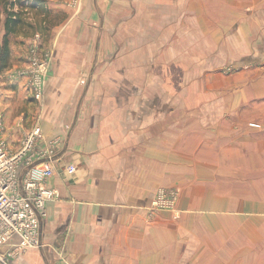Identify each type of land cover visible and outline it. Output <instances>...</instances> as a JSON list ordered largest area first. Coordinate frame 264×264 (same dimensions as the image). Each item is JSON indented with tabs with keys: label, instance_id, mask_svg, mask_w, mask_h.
<instances>
[{
	"label": "crops",
	"instance_id": "0c3cea01",
	"mask_svg": "<svg viewBox=\"0 0 264 264\" xmlns=\"http://www.w3.org/2000/svg\"><path fill=\"white\" fill-rule=\"evenodd\" d=\"M71 1L8 36L7 145L36 122L62 138L41 244L8 264H264V0ZM37 34L42 103L26 77ZM159 188L178 191L175 213L151 211Z\"/></svg>",
	"mask_w": 264,
	"mask_h": 264
},
{
	"label": "built area",
	"instance_id": "2783aa9c",
	"mask_svg": "<svg viewBox=\"0 0 264 264\" xmlns=\"http://www.w3.org/2000/svg\"><path fill=\"white\" fill-rule=\"evenodd\" d=\"M38 39L37 34L29 47L31 66L26 77L29 95L42 103L50 55L39 52ZM4 130L0 118V264H8L21 251L41 244L39 231L46 203L56 195L47 187L46 180L53 173L51 162L62 142L59 136L45 139L36 122L23 133L17 146L11 148L3 137ZM67 170L73 172L75 167L68 165ZM177 198L176 189L159 188L150 209L175 213ZM59 257L56 264H65V257L61 253Z\"/></svg>",
	"mask_w": 264,
	"mask_h": 264
},
{
	"label": "trees",
	"instance_id": "16d2710c",
	"mask_svg": "<svg viewBox=\"0 0 264 264\" xmlns=\"http://www.w3.org/2000/svg\"><path fill=\"white\" fill-rule=\"evenodd\" d=\"M46 0H0V25L3 21L4 34L0 36V73L9 66L8 36L21 24L31 26L25 22V14H37L43 10Z\"/></svg>",
	"mask_w": 264,
	"mask_h": 264
},
{
	"label": "rangeland",
	"instance_id": "374dc122",
	"mask_svg": "<svg viewBox=\"0 0 264 264\" xmlns=\"http://www.w3.org/2000/svg\"><path fill=\"white\" fill-rule=\"evenodd\" d=\"M72 2L73 3L75 2V5L78 4V2L76 0H72L71 3ZM25 17H27V16H25ZM246 66H244L243 64H238V65H236L234 67H232V66H230V67L229 66H226V67H224V71L231 72L233 70H235V71L245 70ZM48 69H49V67H48ZM235 71H233V72H235ZM232 88H233V91H235L236 94L231 98L230 103H233V102L237 103V102H239L237 100H239V96H240V92H239V80H235V81L232 82ZM248 126L251 127V128H254V129H258V128L261 127V123L260 122H256V121H251V122H249Z\"/></svg>",
	"mask_w": 264,
	"mask_h": 264
}]
</instances>
